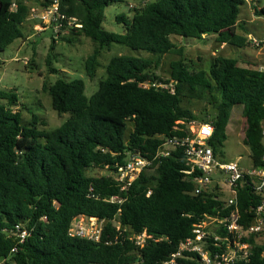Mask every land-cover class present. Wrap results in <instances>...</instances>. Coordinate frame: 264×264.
I'll list each match as a JSON object with an SVG mask.
<instances>
[{"label": "trees", "instance_id": "trees-1", "mask_svg": "<svg viewBox=\"0 0 264 264\" xmlns=\"http://www.w3.org/2000/svg\"><path fill=\"white\" fill-rule=\"evenodd\" d=\"M124 0H62V11L76 18L75 28L59 40L72 45L81 36L90 39L94 51L86 71L94 79L103 50L122 45L153 58L117 56L107 66L106 78L88 98L83 80L59 79L43 90L52 108L69 119L53 131L40 129L32 116L23 124L14 110L19 97L0 90V262L5 264H163L179 246L193 236L204 215L217 216L221 205L215 195H195L194 176L182 150L154 160L162 138H181L193 121L212 123L210 145L217 158L227 139L233 108L241 106L247 123L244 144L250 149L252 168L264 171L262 124L264 122V70L245 68L236 59L218 56L208 71H193L185 65L183 48L173 37L203 40L216 36L220 44L245 48L250 41L236 33L245 0H156L134 8L132 18L117 17L123 35L103 28L105 11ZM0 0V53L25 38L23 26L30 7L18 0ZM264 17V6L254 7ZM245 28H242L244 30ZM52 35L47 67L58 41ZM175 55L171 74L163 80L156 74L162 57ZM145 85L148 87L145 88ZM193 102L205 103L214 111L199 118L190 109ZM183 123V124H181ZM129 124L133 130L129 133ZM42 126H47L42 121ZM129 153L152 162L121 192L117 168ZM93 169L110 176H89ZM150 193V195H148ZM243 222L262 196L245 185L238 191ZM119 197L123 203H110ZM225 215L224 213L222 214ZM81 217L105 220L101 241L70 237L74 220ZM115 223H118L120 230ZM18 226L28 232L20 244ZM146 233L141 248L134 237ZM248 263L264 264V242L251 240ZM15 250V251H14ZM14 251V252H13ZM178 258L175 264H199L198 258Z\"/></svg>", "mask_w": 264, "mask_h": 264}, {"label": "rangeland", "instance_id": "rangeland-1", "mask_svg": "<svg viewBox=\"0 0 264 264\" xmlns=\"http://www.w3.org/2000/svg\"><path fill=\"white\" fill-rule=\"evenodd\" d=\"M154 1L156 0H124L121 4L111 5L105 11L103 28L108 32L123 35L125 27L117 22V17L125 15L132 18L134 8ZM245 1L246 4L240 9L236 33L247 37L249 41L253 39L264 41V17H258L254 12V7L260 9L264 6V0ZM34 25V22L28 21L23 26L25 38L15 41L0 53V90H12L18 95L19 106L14 110L21 113L25 125L31 122L33 115H37L41 124L42 121L47 124L46 127L41 124L38 127L53 131L69 119L68 114L60 115L53 110L51 98L43 90L44 85H53L61 78L68 81L83 80L86 86L85 95L91 98L97 92L100 81L106 78L107 66L112 58L117 56L153 58L145 52L133 51L122 45H112L109 49L103 50L98 59L94 79H90L86 71V61L93 53L95 45L90 39L81 36L72 45L58 41L53 53L56 58L52 59V68L58 71L51 73L46 64L50 55L52 33L50 31L38 33L39 29L34 28ZM172 41L183 48L182 58L185 65L193 71H208L212 60L218 56L236 59L240 66L245 68L264 70V45L255 46L250 43L245 48H237L218 43L214 35L204 37L203 40L173 37ZM177 59L175 55L162 57L156 74L163 80H168L171 74L170 64ZM189 106L199 118L214 113L205 103L193 102ZM246 128L243 108L236 106L232 110L226 132L227 139L219 155L220 160L237 163L243 171L252 168L251 152L243 141ZM128 129L129 133L133 130L132 124H129ZM88 175L110 176L111 173L93 169ZM116 225L119 226L118 223Z\"/></svg>", "mask_w": 264, "mask_h": 264}, {"label": "built area", "instance_id": "built-area-1", "mask_svg": "<svg viewBox=\"0 0 264 264\" xmlns=\"http://www.w3.org/2000/svg\"><path fill=\"white\" fill-rule=\"evenodd\" d=\"M17 1L13 0L12 10H16ZM25 1L30 7L28 21L34 22V28L39 29L38 33L50 31L55 39L59 40L73 29L82 28L76 18L68 17L62 11V0ZM250 43L255 46L264 45V41L256 39ZM147 87L145 85V88ZM187 128L188 134L184 137L162 138L161 146L153 159L168 158L173 152L182 150L190 167L186 174L194 176V194H214L221 209L217 216L204 215L194 226L193 236L182 242L177 253L163 264H175L178 258H192L191 256L198 258L199 264L248 263L251 258L252 238L260 244L264 242V171L254 168L243 171L239 164L217 158L210 145L214 133L212 123L193 121L187 124ZM262 138L264 148V122ZM151 164V161L139 154L129 153L126 163L118 167L115 173L116 180L121 184V192H125ZM245 185L263 198L260 204L252 209L254 217L249 224L243 222L238 195L239 189ZM109 202L121 204L123 200L113 197ZM105 224V220L81 217L73 221L69 236L99 243ZM116 226L120 230V227ZM16 236L20 244H23L28 232L23 226H18ZM133 239L135 244L142 248L148 236L143 233ZM261 256L264 260V250ZM0 264L5 263L1 261Z\"/></svg>", "mask_w": 264, "mask_h": 264}]
</instances>
